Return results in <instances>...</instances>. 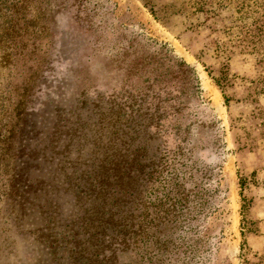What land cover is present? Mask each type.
I'll list each match as a JSON object with an SVG mask.
<instances>
[{
    "label": "rangeland",
    "instance_id": "374dc122",
    "mask_svg": "<svg viewBox=\"0 0 264 264\" xmlns=\"http://www.w3.org/2000/svg\"><path fill=\"white\" fill-rule=\"evenodd\" d=\"M182 2L69 0L73 6L48 31L34 81H22L28 67L0 70V155L12 131L20 134L13 148L45 149L44 127L58 129L66 117L84 122L62 131L72 130L73 152L87 159L91 146L76 137L88 140L97 117L79 109L76 120L79 102L115 101L124 116L131 103L140 104L151 136L141 131L137 142L146 168L139 167L136 185V249L117 255L118 264H242L243 254L264 253V93L255 84L264 66L233 43L232 10L191 15ZM25 18L39 25V17ZM184 63L197 77L198 94L187 92ZM12 160L19 167L26 157ZM57 164L31 174L47 183L34 206L23 213L1 208L0 264H65L62 255L69 257L73 245H54L70 240L65 226L88 204L76 206L73 189L63 184L69 177L75 187L79 172L61 173ZM2 168L0 207L11 190Z\"/></svg>",
    "mask_w": 264,
    "mask_h": 264
},
{
    "label": "trees",
    "instance_id": "16d2710c",
    "mask_svg": "<svg viewBox=\"0 0 264 264\" xmlns=\"http://www.w3.org/2000/svg\"><path fill=\"white\" fill-rule=\"evenodd\" d=\"M68 1L0 0V70L18 65L21 68L28 67L30 73L24 75L22 81H34L43 63L44 49L51 42V33L48 31L51 30L54 18L66 13L69 7L73 6L69 5ZM225 10H232L234 15L231 22L233 43L242 53L253 55L257 63L264 66V0L182 2V11L191 15L217 16ZM25 17H39V25L37 26L33 19ZM35 27L38 28L34 34L32 30ZM141 62V58L137 57L133 64L139 67ZM181 67L186 73L184 80L187 92L191 95L198 94L194 71L185 63ZM255 84L259 88V93L263 94L264 75L260 76ZM116 104L115 101L106 102L101 97H96L87 98L77 105L75 113L79 109L86 113L91 110L97 117L92 125L96 129L91 136L89 135L88 140L85 134L76 137L77 141L83 142L82 147L87 144L91 146L88 148L87 159L78 151L73 152L75 143L72 144V130L62 131L72 124L66 117L61 118L59 124H63L58 129L52 126L44 127L47 132L45 137L47 144L43 146L45 149L31 150L25 154L22 148H13L20 134L19 131L18 133L12 131L11 144L0 155L3 177H6L8 187L11 189L5 194V204L0 207L1 210L9 206L10 211L5 210L7 213L14 211L23 213L29 206H34L35 199L43 191L42 187L47 188V183L43 179L34 181L30 178L31 174L40 171L41 167L45 169V165L58 161V166L61 163L59 169L61 173L71 167L79 172L76 180L80 182L74 185L75 187L72 185L75 180L71 181L67 177V181H63L64 185L67 183L73 189L76 206L88 204L83 217L75 219L70 227L65 226V232L70 236V240L66 236L67 238L62 239L59 245H54V251H57V247L65 250L67 244L73 245L72 249L66 250L70 254L69 257H65L64 254L61 257L65 259V264H118L117 255L135 254L136 185L139 167L141 172L146 168L145 165L139 164L140 147L137 142L141 131H146L144 133L151 136L145 129L151 124H145L138 102L127 107L130 110L128 116H124L120 106ZM17 115L25 117L27 112L25 109H19ZM79 116L76 113L74 118L78 120ZM73 124L78 129L84 126V122L73 121ZM66 140L67 143L63 146ZM69 146L71 147L68 148ZM45 150L50 156L43 154ZM20 156H25L26 160L18 167L12 159H19ZM240 181V187L244 188V181ZM240 195L243 199L242 193ZM45 212L48 215L49 211ZM242 245H245L244 241ZM108 252L109 256L106 255ZM242 260V264H264V253L254 255L250 259L243 254Z\"/></svg>",
    "mask_w": 264,
    "mask_h": 264
}]
</instances>
